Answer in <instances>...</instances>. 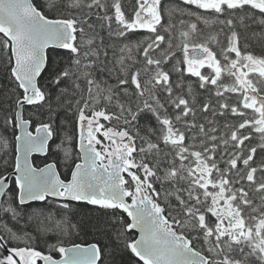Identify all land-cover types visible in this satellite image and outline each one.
I'll return each mask as SVG.
<instances>
[{"label": "snow or ice", "instance_id": "snow-or-ice-1", "mask_svg": "<svg viewBox=\"0 0 264 264\" xmlns=\"http://www.w3.org/2000/svg\"><path fill=\"white\" fill-rule=\"evenodd\" d=\"M0 64V264H264V0H0Z\"/></svg>", "mask_w": 264, "mask_h": 264}, {"label": "trees", "instance_id": "trees-1", "mask_svg": "<svg viewBox=\"0 0 264 264\" xmlns=\"http://www.w3.org/2000/svg\"><path fill=\"white\" fill-rule=\"evenodd\" d=\"M34 2L41 3L40 0H34ZM167 2H168V0H165V3H167ZM130 6H131V0H125L126 9H129ZM253 30L259 32L260 28L258 25H253ZM140 35H142V34H140ZM245 37H247V42L250 46L249 50H254L257 53H259L260 46L254 42L251 32L242 33L241 46L243 47V44L245 42ZM137 38H139V36ZM221 39H223V37H221ZM173 63H175V61H173ZM2 73H3V65L0 64V79H2ZM178 75H179L178 73H173L172 79L176 80ZM192 79L194 80L195 78H192ZM24 114L27 117L29 115V112L26 110ZM70 120H71V117H68V119L66 120L65 116L62 112L56 117L54 126L57 128V135L54 137L53 145L60 142V137H62L65 134V132L71 134V132L74 129V125L69 123ZM33 127H34V125H33ZM72 147L75 150V141L73 142ZM74 154H76V153L74 152ZM74 154H73V157H74ZM48 160L49 161L55 160L58 167H60V169H62V164H64V163H62V160H63V154L62 153L59 155H56V156H53L52 154H50L48 157ZM35 162L39 164L41 162H45V159L36 158ZM80 211L82 213V216L86 219H89L91 224L95 225L96 227H90L89 235L87 237L81 236V237L77 238L76 242L79 243L83 239H87L89 241H92L95 238V239H99L101 244H104L106 242V238L103 237L102 235L101 236H95V233H96L97 228L101 229L102 231H110V229L105 228V223L109 219L110 211L108 210L106 212L103 209H99L97 207H89L88 205H82L80 208ZM125 217H126V215H125ZM129 235L132 237H136V234L134 232L129 233ZM40 247L43 248V245L41 244ZM121 249H122V245H121ZM116 260H117V264H134V261L136 259H135V257L131 256L130 252L121 250V251L116 253Z\"/></svg>", "mask_w": 264, "mask_h": 264}, {"label": "flooded vegetation", "instance_id": "flooded-vegetation-1", "mask_svg": "<svg viewBox=\"0 0 264 264\" xmlns=\"http://www.w3.org/2000/svg\"><path fill=\"white\" fill-rule=\"evenodd\" d=\"M41 1V3L43 2V0H40ZM31 130H33L34 131V127L31 129ZM53 141H54V138H53V140L52 141H50V143L51 144H53ZM76 151H78L77 149H75L74 151H73V154H74V152L76 153ZM75 157H76V154H74V157H73V159L75 160ZM36 158H38V159H45L43 156H41V155H33V157H32V159L35 161V159ZM49 161V160H48ZM62 163H64V164H62V169H60V167H58V165H57V167H58V171L61 173V175H62V177L66 174V172L68 171V169H67V166H66V164H65V162H64V160H62ZM89 207H97V206H91V205H88ZM98 208V207H97ZM109 211H111V210H109ZM38 264H40V262H38Z\"/></svg>", "mask_w": 264, "mask_h": 264}, {"label": "water", "instance_id": "water-1", "mask_svg": "<svg viewBox=\"0 0 264 264\" xmlns=\"http://www.w3.org/2000/svg\"><path fill=\"white\" fill-rule=\"evenodd\" d=\"M33 155H40V154H33ZM132 232H134L136 234V237H138V235H139L138 231H132Z\"/></svg>", "mask_w": 264, "mask_h": 264}]
</instances>
